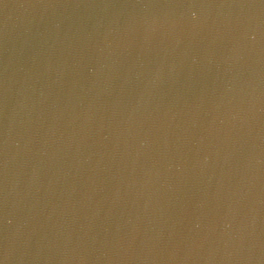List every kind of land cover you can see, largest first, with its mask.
<instances>
[{"label":"water","instance_id":"obj_1","mask_svg":"<svg viewBox=\"0 0 264 264\" xmlns=\"http://www.w3.org/2000/svg\"><path fill=\"white\" fill-rule=\"evenodd\" d=\"M0 264H264V0H0Z\"/></svg>","mask_w":264,"mask_h":264}]
</instances>
